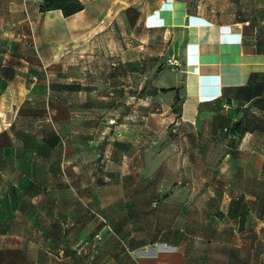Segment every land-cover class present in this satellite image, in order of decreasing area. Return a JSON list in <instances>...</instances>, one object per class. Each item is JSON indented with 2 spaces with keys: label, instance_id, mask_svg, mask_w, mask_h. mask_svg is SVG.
I'll return each instance as SVG.
<instances>
[{
  "label": "crops",
  "instance_id": "obj_1",
  "mask_svg": "<svg viewBox=\"0 0 264 264\" xmlns=\"http://www.w3.org/2000/svg\"><path fill=\"white\" fill-rule=\"evenodd\" d=\"M80 1L66 18L39 13L78 32L83 65L109 64L116 87V47L107 63L95 38L116 3ZM193 1L149 0L144 16L147 29L185 36L177 119L166 110L175 90L161 106L180 120V136H163L153 151L144 132L126 135L116 139L124 150L91 154L93 163L78 152L58 164L47 150L64 144L59 137L43 151L29 136L1 144L0 264H264V0H222L205 12Z\"/></svg>",
  "mask_w": 264,
  "mask_h": 264
},
{
  "label": "rangeland",
  "instance_id": "obj_2",
  "mask_svg": "<svg viewBox=\"0 0 264 264\" xmlns=\"http://www.w3.org/2000/svg\"><path fill=\"white\" fill-rule=\"evenodd\" d=\"M193 2L204 12L222 7V0ZM37 3L40 0H0V75L14 77L8 85L0 80V91L7 86L0 93V146L7 136H29L35 141L33 146L43 151L50 148L55 135L64 144L47 151L58 164L62 153L78 152L86 154L84 161L93 163L91 154L124 150L120 147L125 145L116 139L126 135L144 132L154 141L153 151L163 136L181 135L180 120L176 121L177 76L183 75L185 36L145 28L149 0H112L116 9L102 16L103 20L110 17L111 26L95 38L107 63L114 60L110 46L116 47V87L113 80L109 83V64L83 65L79 55L84 40L79 33L68 32L65 20L39 13ZM30 75L36 79L29 80ZM68 75L75 78L72 81L78 89L64 88ZM174 90L173 104L166 108ZM161 106L176 119H165ZM142 112L149 113L144 123ZM127 114L132 118L127 120ZM13 145L20 143L16 140ZM53 179L61 183L56 174Z\"/></svg>",
  "mask_w": 264,
  "mask_h": 264
},
{
  "label": "trees",
  "instance_id": "obj_3",
  "mask_svg": "<svg viewBox=\"0 0 264 264\" xmlns=\"http://www.w3.org/2000/svg\"><path fill=\"white\" fill-rule=\"evenodd\" d=\"M84 8L80 0H40L39 12H47L51 10H59L64 18L74 15ZM65 89H78L74 85H63ZM166 90H163L165 92ZM219 99V97L217 98ZM233 132L239 135L242 129L239 124L232 127ZM53 141L57 140V136H52ZM97 241V240H96Z\"/></svg>",
  "mask_w": 264,
  "mask_h": 264
},
{
  "label": "built area",
  "instance_id": "obj_4",
  "mask_svg": "<svg viewBox=\"0 0 264 264\" xmlns=\"http://www.w3.org/2000/svg\"><path fill=\"white\" fill-rule=\"evenodd\" d=\"M95 239H97V240L100 239V235L99 234H96L95 235Z\"/></svg>",
  "mask_w": 264,
  "mask_h": 264
}]
</instances>
